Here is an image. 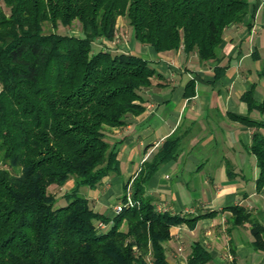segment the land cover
<instances>
[{
	"label": "trees",
	"instance_id": "trees-1",
	"mask_svg": "<svg viewBox=\"0 0 264 264\" xmlns=\"http://www.w3.org/2000/svg\"><path fill=\"white\" fill-rule=\"evenodd\" d=\"M250 6V0H0V264H169L165 245L172 228L218 216L161 210L148 194L154 175L179 158V132L143 162L119 199L118 214L95 211L81 194L120 173L121 143L109 142L107 131L145 111L143 91L157 76L146 58L95 43L114 42L123 17L134 38L156 53L183 50L220 64L225 31L243 23ZM75 22L79 34L56 31ZM227 69L217 65L215 80ZM259 77L264 80V68ZM194 87L187 84L186 98L195 96ZM254 91L241 99L250 112L263 114L264 101H256ZM229 116L254 130L248 149L257 160L260 191L264 121ZM70 181L74 187L56 208L49 188ZM225 210L233 227L252 224V246L264 251V226L251 212L241 205ZM211 260L204 244L192 245L188 264Z\"/></svg>",
	"mask_w": 264,
	"mask_h": 264
},
{
	"label": "crops",
	"instance_id": "crops-1",
	"mask_svg": "<svg viewBox=\"0 0 264 264\" xmlns=\"http://www.w3.org/2000/svg\"><path fill=\"white\" fill-rule=\"evenodd\" d=\"M250 4L245 21L225 31L220 64L201 62L196 54L187 55L183 50L156 53L144 44L132 43L130 50H123L151 61L157 76L143 91L145 111L128 117L125 126L107 131L109 142L121 143L120 173L107 177L97 189L81 188L80 192L86 189L81 193L95 211L114 215L124 194L120 190L143 162L168 137L177 132L184 135L179 158L154 175L148 194L158 206L173 213L219 214L193 227L182 224L172 228L173 237L165 245L169 264H188L195 242L211 253L208 264H264V251L252 246V224L233 227L232 213L225 210L244 206L253 221L264 226V188L257 191L259 168L248 149L254 130L229 116L249 115L264 121V113L250 112L241 99L255 87L256 101H264V80L259 77L264 68V0H250ZM217 65L228 69L215 80ZM190 81L195 82V96L189 99L185 95ZM184 173L189 174L187 180Z\"/></svg>",
	"mask_w": 264,
	"mask_h": 264
},
{
	"label": "rangeland",
	"instance_id": "rangeland-1",
	"mask_svg": "<svg viewBox=\"0 0 264 264\" xmlns=\"http://www.w3.org/2000/svg\"><path fill=\"white\" fill-rule=\"evenodd\" d=\"M117 36H116V40L114 42H109V41H105L103 40L101 41H97L95 43V48L100 49V48H108L111 49L113 51H123L124 49H131V44H141L138 40H136L134 38V34H133V30L129 25V21L126 18H119L118 20V24H117ZM58 33L63 34V35H68V34H79L80 31V26L78 22H75L73 26L71 27H64L62 25H59L58 29L56 30ZM101 42V43H100ZM142 45V44H141ZM144 57V56H142ZM145 58V57H144ZM184 180H187L189 174L184 173ZM173 177V179L175 178V175H171ZM175 181V180H174ZM125 180L123 181V186ZM128 183L125 184L124 187H122V189L120 190L121 193L124 190L125 192V187L127 186ZM74 187V181H70L68 182L65 186L63 187H59L57 185H52L49 188V192L54 195L59 203L56 205L57 207H60L61 204L64 203V194L71 190ZM89 190V189H88ZM83 192H86V189L82 190ZM81 191V192H82ZM123 192V193H124ZM83 195V193H81ZM115 202H117V200H115ZM160 207V206H159Z\"/></svg>",
	"mask_w": 264,
	"mask_h": 264
},
{
	"label": "built area",
	"instance_id": "built-area-1",
	"mask_svg": "<svg viewBox=\"0 0 264 264\" xmlns=\"http://www.w3.org/2000/svg\"><path fill=\"white\" fill-rule=\"evenodd\" d=\"M128 203H129L130 205H133V201H132L131 193H130V187L128 188ZM159 209L164 210V209L161 208V207H159ZM120 211H121V206H116V207L114 208V213H115V214H118ZM99 227L104 228L105 226H104L103 224L100 223V224H99Z\"/></svg>",
	"mask_w": 264,
	"mask_h": 264
}]
</instances>
